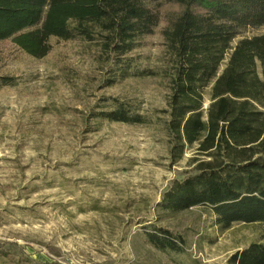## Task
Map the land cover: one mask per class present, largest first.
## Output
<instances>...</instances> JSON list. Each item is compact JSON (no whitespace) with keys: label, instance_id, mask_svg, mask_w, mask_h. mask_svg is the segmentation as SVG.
<instances>
[{"label":"rangeland","instance_id":"374dc122","mask_svg":"<svg viewBox=\"0 0 264 264\" xmlns=\"http://www.w3.org/2000/svg\"><path fill=\"white\" fill-rule=\"evenodd\" d=\"M142 44L132 52L137 63L161 67L160 29ZM51 45L37 58L0 41V76L14 78L0 85V249L31 264H226L261 238L263 224L222 229L207 207L175 215L159 209L194 153L169 166L160 112L166 80L131 76L110 84L97 43L52 38ZM105 96L132 100L150 122L103 121L88 130L86 116ZM154 224L183 236L185 252L151 245L145 231ZM0 264L10 263L0 255Z\"/></svg>","mask_w":264,"mask_h":264},{"label":"trees","instance_id":"16d2710c","mask_svg":"<svg viewBox=\"0 0 264 264\" xmlns=\"http://www.w3.org/2000/svg\"><path fill=\"white\" fill-rule=\"evenodd\" d=\"M159 29L163 64L142 67L132 52ZM52 38L97 43L110 84L131 76L167 81L160 119L169 166L194 153L163 192L160 210L175 215L203 206L222 229L264 225V0H0V41L43 58ZM13 80L0 76V85ZM86 121L95 131L103 121L143 125L150 117L130 99L105 96ZM145 234L161 251L185 252L184 237L167 228L154 224ZM0 255L10 264L32 262L5 249ZM226 264H264V233Z\"/></svg>","mask_w":264,"mask_h":264}]
</instances>
